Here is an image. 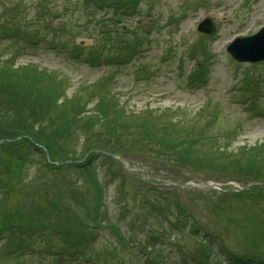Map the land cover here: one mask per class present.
<instances>
[{
  "label": "rangeland",
  "instance_id": "374dc122",
  "mask_svg": "<svg viewBox=\"0 0 264 264\" xmlns=\"http://www.w3.org/2000/svg\"><path fill=\"white\" fill-rule=\"evenodd\" d=\"M32 4L33 0H0V24L8 30L13 29V24L7 26L5 22L10 21L18 10L21 22L26 21L34 12L30 7ZM53 4L59 6L61 3L53 0ZM106 8L95 9L96 17L103 11L106 15L113 14L112 6ZM89 9L94 6L91 4ZM82 13L79 8L72 11L71 20L83 23L85 15ZM121 18L116 26L109 24V29L120 28V32L133 29L125 36L134 45L138 43L139 35L147 39L130 61L102 58L91 62L45 42L35 44L30 41L28 44L1 28L0 60L6 61L16 53L15 68L35 64L65 75L69 79L67 97L85 86L87 90L82 95L86 98L95 82L108 79L109 87L129 115L149 109L159 113L169 111L173 116L171 121L181 127L204 126L209 118H213L210 132L235 130L232 143L227 147L228 153L264 144L262 87L255 95L241 89L245 75L255 80L264 78V60L237 61L226 51L234 38L255 34L264 26V0H140L133 15L122 14ZM176 19H179L178 23ZM205 19L216 28L211 35L197 30ZM90 27V34L79 32L74 44L92 45L97 37L94 36V24ZM202 60L207 63L203 78L192 84L187 76ZM259 84L264 86V81ZM93 105L94 102L88 107ZM87 142L78 133L67 147L71 153L68 159L82 163L92 150L96 153L104 151L98 145L86 152ZM138 143H132L121 154L110 155L116 163L108 165L115 172L109 180L102 179L107 169L100 167L99 159L92 162L98 173L97 179L106 186L103 195L106 220L115 224L120 233L123 231L125 239L132 237L137 242L130 241L132 247L127 243L122 246L124 240L112 229L115 225L97 227L98 234L92 246L97 245L102 253L110 249L116 255L106 257L108 264H141L143 256L138 248L143 247L138 243L145 233L161 231L163 223L169 221H176L183 228H172L159 247L175 246V238L179 237L176 243L182 247L180 251L186 252L185 264H195L189 254L202 256L199 245L204 246L201 240L196 241L187 234L192 227L187 224L190 221L198 226L199 234L205 231L211 234L210 243L214 246L220 241L229 251L264 254L263 182H248L244 175L240 178L227 176L200 162L193 163L196 166L190 168L175 169L169 162L172 160L161 161ZM26 144L22 148H0V264H54L53 257L58 253L54 247L64 241L61 231L81 230L83 222L92 225L94 200L88 186L87 170L49 171L44 163L50 158L48 151L45 149L43 155ZM220 144L226 145L223 141ZM202 149L201 152L206 153V148ZM24 150L29 152L18 170V158ZM54 159V164L61 161L57 157ZM118 175L121 177L117 178ZM166 203L167 210L162 207ZM151 205L156 206V214L151 212ZM159 210H163L165 218L158 217ZM4 226L7 229L1 230ZM66 249V256L56 264H91L79 253L71 254L69 248ZM117 256L120 259L116 260Z\"/></svg>",
  "mask_w": 264,
  "mask_h": 264
},
{
  "label": "trees",
  "instance_id": "16d2710c",
  "mask_svg": "<svg viewBox=\"0 0 264 264\" xmlns=\"http://www.w3.org/2000/svg\"><path fill=\"white\" fill-rule=\"evenodd\" d=\"M33 1L34 4L30 6L34 9L32 17L21 22L20 10H18L10 21L5 22L7 26L13 24V29L8 30L0 24L1 30L10 32L15 38L25 40L28 44L30 41L35 44L39 41L45 42L91 62H97L102 58H112L123 62L126 58L137 53L142 42L147 40L139 35L138 43L134 45L127 41L128 36H125L128 32L134 31L133 29L129 28L127 31L120 32V28L113 31L108 27L109 24L116 26L122 19V14L133 15L140 0H60V3L63 4L59 9L61 4L55 6L53 0ZM91 4L94 9H89ZM109 6L113 7L111 16L115 20L104 15L105 11L102 12L103 15L96 17L95 9L105 10L104 8ZM78 8L85 15L83 23L75 19L71 20L73 19L71 18L72 11ZM53 22H57V24L53 25ZM91 23L94 24L96 31L94 36L97 39L93 40L90 47L74 44L75 37L79 32L88 31L90 34ZM141 38L144 39L141 41ZM34 43L30 44L35 45ZM110 50H113L114 53H110ZM201 50L204 51L203 45ZM16 55V53L12 54L6 61L0 60V148L3 149L4 146L22 148L24 143H27V147H33L43 155L45 149L48 151L50 158L44 163L49 171L66 168L84 172L87 170L88 186L94 200L90 218L92 225L83 222L81 230L68 233L61 231L64 233V241L54 247L58 251L57 256L53 257L54 264L66 256L68 249L65 250V247L69 248L71 254L79 253L82 259L91 264H108L106 257L116 256L114 252H110V249H105L102 253L97 245L92 246V242L95 241L98 234L97 227L115 225L106 220L103 202L106 186L97 179L98 173H96L92 162L99 159L97 161L100 163V167L107 169L106 175L104 171L105 177L102 179L109 180L115 176V172H112L108 165L116 163L110 154H121L134 142H139L138 144L143 146L144 151L154 153L161 161L172 160L169 162L175 169L190 168L196 166L193 163L200 162L202 166L207 165L210 168L219 169L227 176L233 175L234 178H240L244 175L245 177H243L248 182L264 183V144L251 149L242 147L240 150L228 153L227 147L232 143L235 130L210 132L209 128L212 126L213 118H209L204 126L181 127L171 121L173 116H170L171 112L169 111L159 113L149 109L136 115L132 113L130 116L126 109L121 107L117 94L109 87L108 79L95 82L94 89L91 93H87L86 98L85 95H82L83 91L87 90L84 88L85 86L83 90H77L78 92L67 97L66 89L69 79L65 75L35 64L15 68ZM204 63V60L198 61L197 68L187 76L190 83L195 84L202 77ZM242 80V92L255 95L262 87L264 94V86L259 84L264 81V78L255 80L252 76L245 75ZM92 102L94 105L88 107ZM78 133L84 141H88L86 152L98 145L104 151L96 153L92 150L82 163L68 159L71 158V153L67 151V147ZM130 135L132 138L129 137ZM91 137L94 139L90 140ZM220 141L225 142L226 145L223 147ZM202 148H206V153L201 152ZM28 152V150H24L19 155L18 170ZM144 154L150 156L149 153L144 152ZM54 157L61 161L54 164ZM120 177L117 176V178ZM232 180L235 179L232 178ZM121 182H119V186H121ZM151 206L153 210L151 212L156 214V206ZM165 206L167 203L162 206L167 210ZM162 212L163 210L158 211V217L161 219L165 218ZM161 221L163 222V220ZM187 224H192L191 231L187 234H191L196 241L199 239L204 244V246L199 245L202 256L189 254L191 260L196 262L195 264H264V254L261 252L229 251L219 240L218 246H214L210 243L213 238L211 236L209 238L211 234L206 231L199 234L198 226H194L193 221ZM163 225L160 228L161 231L145 233L143 240L138 243L143 247L141 250L138 248V252L143 256L141 264H185L186 252L180 251L182 247L176 243L179 237L175 238V243H173L175 246L159 247L160 244H164L163 237H169L172 228L179 230L183 226L176 224V221H169L168 224L163 223ZM3 229L7 228L4 226L1 230ZM112 229L120 239L124 240L122 246L126 243L132 244L130 242L133 241L132 237L125 239L123 231L120 233L116 225ZM109 244L113 243L109 241ZM165 250H167V255L164 253ZM118 259H120L119 256L116 257V260Z\"/></svg>",
  "mask_w": 264,
  "mask_h": 264
},
{
  "label": "water",
  "instance_id": "95a60500",
  "mask_svg": "<svg viewBox=\"0 0 264 264\" xmlns=\"http://www.w3.org/2000/svg\"><path fill=\"white\" fill-rule=\"evenodd\" d=\"M197 30L206 34H212L214 27L208 19H205L199 23ZM226 51L237 61L256 62L264 60V26L255 34L234 38L226 46ZM118 160L123 166L125 165L120 157H118Z\"/></svg>",
  "mask_w": 264,
  "mask_h": 264
},
{
  "label": "bare ground",
  "instance_id": "6f19581e",
  "mask_svg": "<svg viewBox=\"0 0 264 264\" xmlns=\"http://www.w3.org/2000/svg\"><path fill=\"white\" fill-rule=\"evenodd\" d=\"M107 13H104V15H106ZM101 15H103V13L101 14ZM98 16H100V15H98ZM97 16V17H98ZM106 16H109L112 20H115L112 16H111V14L110 15H106ZM117 21V20H116ZM121 21V20H120Z\"/></svg>",
  "mask_w": 264,
  "mask_h": 264
}]
</instances>
